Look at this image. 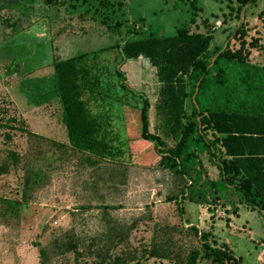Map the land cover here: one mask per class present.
<instances>
[{"label":"rangeland","instance_id":"obj_1","mask_svg":"<svg viewBox=\"0 0 264 264\" xmlns=\"http://www.w3.org/2000/svg\"><path fill=\"white\" fill-rule=\"evenodd\" d=\"M124 1L130 22L160 35L173 34L184 22L190 32H205L207 20L210 48L224 44L237 23L235 0L231 14L228 0H194L199 9L193 21L191 0ZM69 10L65 3L0 0V264H182L192 250L202 253L190 225L208 231L209 240L242 264H264L262 213L232 194L224 204L211 200V192L208 202L181 199L180 176L160 164L156 142L141 137L142 97L149 103V132L157 131L158 122V83L146 58L121 63L129 89L118 90L116 95L124 96L113 105L112 121L131 151L129 161L94 163L67 146L50 92L53 61L103 47L101 63L111 72L119 60L117 49L110 48L119 39L91 13ZM245 10L249 26L260 27L262 36L252 60L264 63V0L248 3ZM35 102L43 106L40 118L27 123L21 112L26 115ZM12 109L25 128L16 122L13 128L3 125L13 114L17 118ZM54 132L62 139L54 140ZM205 169L216 178L214 166L207 163ZM197 264L216 263L201 258Z\"/></svg>","mask_w":264,"mask_h":264},{"label":"trees","instance_id":"obj_2","mask_svg":"<svg viewBox=\"0 0 264 264\" xmlns=\"http://www.w3.org/2000/svg\"><path fill=\"white\" fill-rule=\"evenodd\" d=\"M43 1L46 5L65 3L72 12L84 9L119 39L110 45L119 55L113 72L101 63L104 47L53 62L50 92L58 97L71 150L94 163L129 161L131 152L119 138L112 112L114 103L118 105L124 96L116 92L129 89L121 63L142 56L155 69L158 122L157 131L149 132L148 99L139 94L140 135L156 142L160 164L180 176V198L208 202L211 192V200L224 204L232 194L264 217V64L252 60L253 52L262 47V36L260 27L249 26L245 13L242 15L245 6L256 0H235L237 23L224 44L213 48L207 20L202 22L205 32H190L184 22L173 34L159 35L145 30L138 21L130 22L124 0ZM232 2L227 4L230 14ZM189 5L193 21L199 7L194 0ZM12 110L17 118L13 114L3 125L13 128L16 122L24 127L20 114ZM167 141L171 146L166 147ZM9 157L17 162L14 153ZM207 163L217 170L216 178L208 177ZM230 204L235 211L234 202ZM190 228L199 235L202 253L192 250L182 264H197L201 258L216 264H242L227 248L209 240L208 231L194 225Z\"/></svg>","mask_w":264,"mask_h":264},{"label":"crops","instance_id":"obj_3","mask_svg":"<svg viewBox=\"0 0 264 264\" xmlns=\"http://www.w3.org/2000/svg\"><path fill=\"white\" fill-rule=\"evenodd\" d=\"M146 28L148 29V30H151V31H154L152 28H149V26H146ZM144 29H145V27H144ZM158 32V31H157ZM157 32L155 31L154 33H156L157 34ZM159 35H160V33H159ZM259 51V50H258ZM259 53H260V51H259ZM73 55H75V54H73ZM73 55H70V56H66V57H58V58H56L54 61H56V60H60V59H65V58H68V57H71V56H73ZM100 60L102 61V59H101V57H100ZM53 61V62H54ZM257 63H260V64H264V63H262V62H257ZM52 67H53V63H52ZM54 71V70H53ZM111 71V70H110ZM53 77V76H52ZM103 78H104V76H103ZM41 97V96H40ZM46 100V99H45ZM54 100L55 101H57L56 103L59 105L58 107H59V110H58V112L60 113V115H59V118L58 119H60L59 120V124H60V121H62V115H61V106H60V103H59V101H58V97H55L54 98ZM35 104V106L34 107H31V108H28L27 109V111H26V115H24L23 114V112H21V115H22V117H24L25 118V120H26V122L27 123H30V121H32V120H34V121H36L37 119H39L40 117H38V116H40V106H42L41 104H39V102H35L34 103ZM55 104V103H54ZM121 106L123 105L122 103L120 104ZM43 107V106H42ZM105 107H106V105H105ZM120 107V106H119ZM37 115V116H36ZM123 117H124V114H123ZM48 120V119H47ZM52 120H48V122H51ZM56 122V117L54 116V125L56 124L55 123ZM63 122V121H62ZM34 133H36V134H38L37 132H34ZM61 134V133H60ZM60 134H57V133H55L54 132V140H60V139H62L61 138V136H59ZM65 139H66V141H67V138L65 137ZM131 152V151H130Z\"/></svg>","mask_w":264,"mask_h":264},{"label":"water","instance_id":"obj_4","mask_svg":"<svg viewBox=\"0 0 264 264\" xmlns=\"http://www.w3.org/2000/svg\"><path fill=\"white\" fill-rule=\"evenodd\" d=\"M242 15H243V13H242Z\"/></svg>","mask_w":264,"mask_h":264}]
</instances>
